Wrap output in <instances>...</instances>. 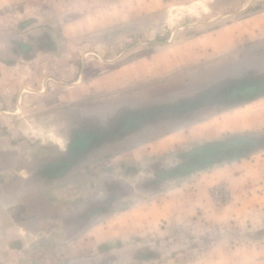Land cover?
<instances>
[{"label":"rangeland","instance_id":"1","mask_svg":"<svg viewBox=\"0 0 264 264\" xmlns=\"http://www.w3.org/2000/svg\"><path fill=\"white\" fill-rule=\"evenodd\" d=\"M19 2L18 10L0 7V37L13 31L30 41L35 51L32 58L25 60L29 66L15 68L14 65L10 69L11 64H5L6 67L0 63V75L7 70L3 87L10 88L8 93L0 94V99L8 96L9 100L8 105L0 103V148L3 149L40 141L56 148L49 134L61 131L72 104L112 93L90 91L95 80L108 71L157 48L171 54L175 46L194 35L264 10V0H158L157 10L131 20V30L122 34L126 40L113 45L106 28L64 36L63 22L74 13L67 11L63 1ZM32 3L34 9L27 17L23 10ZM27 18L30 21L24 23ZM28 32L34 33V40ZM251 45L242 43L239 48L244 56H261L252 66L237 64L225 72L226 67L222 66L231 60L211 56L196 68L195 78L177 72V85L184 87L186 93L193 92L192 88L188 89L211 86L227 73L238 78L237 74L250 68L254 69V77H263L264 42ZM177 73L161 77L162 84ZM17 88L21 93L18 100ZM241 95L248 97L246 104H234L233 108L209 106L195 111L188 123L190 127L185 129L189 140L164 154L156 165L162 174L173 179L158 193L159 203L163 204L164 199L171 197L185 203L193 197L201 198V191L194 185L204 184L219 174L221 181H211L202 197L203 209L179 211L181 214L103 216L97 220L91 243H86L87 238L77 239L66 244V251L53 250L51 264L66 257V264H79L96 254L100 257L93 264H264V92ZM166 127L169 130L175 126L169 123ZM173 141L170 139L168 143ZM211 142L229 145L217 148L211 155L213 158H208L198 146ZM242 149L248 151L245 156L238 155ZM227 152L228 157L222 158ZM232 169L236 175H232ZM147 171L152 173L148 168ZM188 179L193 181L187 182ZM179 184L189 187L174 191ZM219 184L228 189V198L223 202L213 196ZM170 189L174 192H168ZM192 189L199 195H188ZM133 197L134 201L142 200L140 193ZM77 242L84 246L81 250ZM107 248L114 249V254Z\"/></svg>","mask_w":264,"mask_h":264},{"label":"crops","instance_id":"2","mask_svg":"<svg viewBox=\"0 0 264 264\" xmlns=\"http://www.w3.org/2000/svg\"><path fill=\"white\" fill-rule=\"evenodd\" d=\"M19 1L0 0V7L7 11L18 10ZM59 1L66 4L67 11L74 13L63 22L64 36L106 28L113 45L126 40L122 34L131 30V20L157 10L158 6V0ZM33 4H27L23 10L27 17L34 9ZM28 19L23 22L30 21ZM9 33L0 37V63L3 66L11 64L10 69L14 65L15 68L29 66V61L25 60L32 58L34 46L13 31ZM34 36V33L29 35L33 40ZM15 41L16 45H13ZM260 42H264V10L194 35L175 46L171 54L161 51L162 48L144 53L108 71L95 80L90 89L92 94L112 93L70 106L61 131L49 134V140L56 148H50L43 141L22 143L20 148H0V264H51L53 250L66 251V244L77 239L87 238L86 243H91L97 220L103 216L181 214L179 211H198V207H204L202 197H205L211 181H221L219 174L204 184L194 185L201 191V198L195 199L193 195L198 193L192 189L188 193L193 197L192 201L187 199L185 203L171 197L164 199V204L159 203L158 193L173 179L159 178L157 172L161 169L157 163L164 154L189 140L185 129L190 127L188 123L195 111L208 105L214 107V102L199 106L193 114L187 115L177 106L186 100H193V103L212 100L213 92L217 95L224 94L223 90L233 93L232 85L243 88L250 84L246 93L259 94L264 92V88L258 87L264 84V76L254 77L252 68L240 72L235 79L234 75L227 73L211 86L190 87L188 90L192 88L193 92L187 93L184 87L177 85L176 78L179 72L195 78L196 68L199 69V64L211 56L231 60L222 66L226 67L225 72L237 64L252 66L261 56H244L239 47L242 43L255 46ZM4 72L0 75V94L8 93L10 89L3 87L7 76ZM175 73L178 75L162 84L161 77ZM15 91L18 100L20 89ZM7 97L0 99L1 105H8ZM223 104L217 103L215 107L226 105ZM181 117L186 122L180 123ZM169 123L175 127L164 129ZM170 139L174 141L168 143ZM234 171L232 169V175H236ZM190 181L193 180L187 182ZM188 185L179 184L174 191L183 190ZM174 191L170 189L168 192ZM136 193L142 194V200L131 198ZM169 208L171 211L166 210ZM77 243L81 250L84 246ZM108 248V252L114 251ZM99 257L96 254L79 261V264H93ZM66 261L67 257L60 258L57 264H66Z\"/></svg>","mask_w":264,"mask_h":264},{"label":"trees","instance_id":"3","mask_svg":"<svg viewBox=\"0 0 264 264\" xmlns=\"http://www.w3.org/2000/svg\"><path fill=\"white\" fill-rule=\"evenodd\" d=\"M231 89H233V93H228L225 92V90H223L224 94H222V92L218 93L217 92H213L212 93V100L207 99L206 101H204V103H202V101L198 102V103H193V100H186V101H181L179 102L177 109L180 110V112H184L185 111V115L187 114H191L193 112V110H196L199 106H202L204 104L207 103H212V102H216V103H224L226 105L221 106V107H225V106H233L234 104H240L245 102L246 100H248L247 98H244L238 95V91L240 90V86L238 85H232ZM257 90V89H256ZM259 90V89H258ZM213 94H216V96L214 97ZM222 94V95H221ZM179 112V113H180ZM193 114V113H192ZM229 144L225 143V142H211L206 144L205 146H198V149L203 151L204 154L208 155V158H211L212 153L217 149V148H226ZM248 153V151L242 149L240 151V153H238V155L240 156H245ZM228 152L227 154H224L222 156V158H226L228 157ZM157 175L160 178H168L165 174H162L161 172H157Z\"/></svg>","mask_w":264,"mask_h":264},{"label":"built area","instance_id":"4","mask_svg":"<svg viewBox=\"0 0 264 264\" xmlns=\"http://www.w3.org/2000/svg\"><path fill=\"white\" fill-rule=\"evenodd\" d=\"M213 196L219 202H223L228 198V189L225 185L219 184L213 190Z\"/></svg>","mask_w":264,"mask_h":264},{"label":"flooded vegetation","instance_id":"5","mask_svg":"<svg viewBox=\"0 0 264 264\" xmlns=\"http://www.w3.org/2000/svg\"><path fill=\"white\" fill-rule=\"evenodd\" d=\"M249 85H250V84L244 86L243 88H240V90L238 91V93H239V94H240V93H245V92H246V89L249 88ZM256 87H257V86H256ZM258 87H259V88H264V84L259 85ZM211 158H213V157L211 156Z\"/></svg>","mask_w":264,"mask_h":264},{"label":"water","instance_id":"6","mask_svg":"<svg viewBox=\"0 0 264 264\" xmlns=\"http://www.w3.org/2000/svg\"><path fill=\"white\" fill-rule=\"evenodd\" d=\"M194 95H195V94H194ZM194 95H192V96H194ZM192 96H191V97H192ZM216 105H217L216 102L212 103V106L215 107ZM208 106H209V105H208ZM208 106H206V107H208ZM178 121H179L180 123H183V122H186V119H184L183 117H181L180 120H178Z\"/></svg>","mask_w":264,"mask_h":264}]
</instances>
